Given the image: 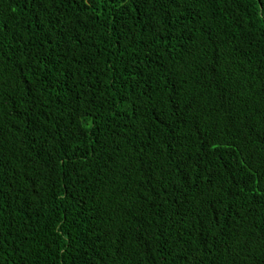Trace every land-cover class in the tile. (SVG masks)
Returning <instances> with one entry per match:
<instances>
[{
    "label": "trees",
    "instance_id": "1",
    "mask_svg": "<svg viewBox=\"0 0 264 264\" xmlns=\"http://www.w3.org/2000/svg\"><path fill=\"white\" fill-rule=\"evenodd\" d=\"M0 264H264V0H0Z\"/></svg>",
    "mask_w": 264,
    "mask_h": 264
}]
</instances>
